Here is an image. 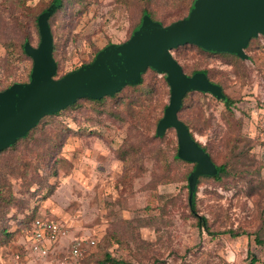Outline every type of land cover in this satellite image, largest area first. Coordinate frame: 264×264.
<instances>
[{
	"label": "rangeland",
	"instance_id": "1",
	"mask_svg": "<svg viewBox=\"0 0 264 264\" xmlns=\"http://www.w3.org/2000/svg\"><path fill=\"white\" fill-rule=\"evenodd\" d=\"M49 1L0 0V90L27 80L33 62L20 46L27 37L38 45L34 16ZM188 1L69 0L52 19L59 75L127 40L143 6L170 23L173 10H186ZM245 51L249 58L233 59L190 45L173 49L185 72L208 69L236 100L231 111L212 94L196 92L181 113L196 140L229 166L221 180L204 178L197 193L198 212L215 235L198 226L188 206L186 174L193 165L173 158L176 130L154 136L170 86L164 74L148 70L142 85L102 104L81 100L44 118L0 155L7 197L0 228L14 232H0V264H58L44 263L30 249L26 229L37 217L69 228L68 237L51 246L56 259L68 255L73 238L96 239L86 260L67 264H101L108 252L128 264H250L253 257L264 264V242H257L264 240V37Z\"/></svg>",
	"mask_w": 264,
	"mask_h": 264
},
{
	"label": "water",
	"instance_id": "2",
	"mask_svg": "<svg viewBox=\"0 0 264 264\" xmlns=\"http://www.w3.org/2000/svg\"><path fill=\"white\" fill-rule=\"evenodd\" d=\"M58 4L56 0L39 16V44L25 46L33 59L29 81L0 91V151L26 135L46 115L81 98L114 95L127 85L139 83L151 68L165 73L170 86V100L157 124V134L163 135L167 129L174 128L179 157L196 164L189 176L191 202L199 176L215 174L217 168L193 138L179 111L190 91L216 97H223L224 91L220 84L209 79L205 70L187 74L173 55V49L195 44L209 52L249 58L245 49L251 39L264 35V0H194L185 17L168 25L145 15L130 38L106 45L91 62L54 78L57 62L49 18Z\"/></svg>",
	"mask_w": 264,
	"mask_h": 264
},
{
	"label": "trees",
	"instance_id": "3",
	"mask_svg": "<svg viewBox=\"0 0 264 264\" xmlns=\"http://www.w3.org/2000/svg\"><path fill=\"white\" fill-rule=\"evenodd\" d=\"M55 1H56V0H50V1H49V2H48L43 8H41V10H40V11L34 16V25H35V27H36V29H37V31H38L39 42H40V38H41V36H40V31H39V24H38L39 16H40V15H41L46 9H48V8H49V7L55 2ZM68 1H69V0H59V4H58V6L56 7V9L54 10V12L51 14V16H50V18H49V23H50L51 30H52L53 37H54V50H53V55H54V58H55V60H56V62H57V73H56V75L54 76V78H61V77H63L65 74L68 73V72H67V73H65V74H63V75H59L60 62H59V61L57 60V58H56L57 44H56V41H55V34H54L53 23H52V19L57 15V13H59L60 11H62V10H64V9L66 8ZM193 2H194V0H189V1H188V4H187V6H186V10H185L184 7H178V8H176L175 10H173L172 14L176 16V19L173 20V21H171L170 23H172V22H174V21H176V20H179V19L185 17V16L189 13V11H190V9H191V7H192V5H193ZM184 10H185V12H184ZM145 15H148V16L151 17L153 20L158 21V22L162 23L163 25H168V24H170V23H165V21L163 20L162 17H161V18L158 17V16L156 15V13H155L153 10H151L147 5H145V6H143L142 9H141V15H140L139 21H138L137 24L134 26L132 33H133V32L136 30V28L141 24L142 19H143V17H144ZM132 33H131V35H132ZM131 35H130V36H131ZM259 36L264 37V35H259ZM257 37H258V36H257ZM129 38H130V37H129ZM255 38H256V37L252 38L251 40H253V39H255ZM27 43H29V44L32 45V46H37V45H35V44L31 41L30 38L27 37V38H25V39L23 40V42L21 43V46H20V54L23 55V56H25V57H27V58H29V59H31L32 62H33L32 57H31L30 55L27 54L26 49H25V46H26ZM38 44H39V43H38ZM109 44H110V43H109ZM188 45H190V46H194V47H196L197 49L201 50L202 52L207 53V54H210V55H224V56L231 57V58H233V59H234V58H235V59H236V58H237V59H247V58H242V57H240V56H238V55H236V54H231V53H226V52H225V53H214V52H209V51H206V50L203 49L202 47H200V46H198V45H195V44H185V45H181V46L176 47L174 50L180 49V48H182V47H184V46H188ZM100 50H101V49H99V50L95 53V55H96ZM95 55L92 57V59H91L90 61L85 62V63H83L82 65L91 62V61L94 59ZM177 60H178V59H177ZM148 70H152V71L158 73L157 71H155V70H153V69H151V68H149ZM148 70H147V71H148ZM198 70H199V69H196V70H194L192 73H187V72H186V73L189 74V75H192L194 72H196V71H198ZM200 70H205V71L207 72L208 77H209L210 80H212L213 82H215V83L221 85V83L216 82L215 80L212 79V77H211V75H210L208 69H200ZM147 71L142 75V80H141L139 83L134 84V85H127V86H125L120 92H117V93H115L114 95H107V96H104L103 98H100V99H92V98H88V97L78 99L74 104L68 106L67 108H64V109H62V110H59L58 112H56V113H54V114L46 115V116L43 117L41 120H43L44 118L49 117V116H54V115L60 114L61 112L65 111V110H67V109H70V108L76 107V106L79 104V102H80L81 100H88V101L93 102V103L102 104V103H104V101H105L107 98H114V97H116L117 95H119V93H121V92H122L125 88H127V87L140 86V85H142V84L145 82V81H144V76H145V74L147 73ZM69 72H70V71H69ZM30 74H31V70H30L29 73H28V78H27V80H25V81H15V82H13L12 84H10V85L6 86L5 88L1 89L0 91H3V90H5V89H7L8 87L12 86V85L15 84V83L28 82L29 79H30ZM162 74H164V78H165L166 84H169L168 81H167V75H166L165 73H162ZM221 86H222V85H221ZM222 88H223V86H222ZM223 91H224V88H223ZM196 92H201V91H190V92H188V93L185 95V97H184V99H183L182 107H181V109H180V111H179V117H180L181 119H182V117H181V113H182V111H183V109H184V107H185V102L187 101V99H188L192 94H194V93H196ZM201 93H206V92H201ZM216 98H217L218 100H221L222 102H224V104L228 107V109L232 111V107H233V106L235 105V103H236V100H235L234 98H232L231 96L227 95L225 91H224V96H223V97H216ZM162 117H163V116H162ZM162 117H161V118H162ZM161 118H160V119H161ZM160 119H159V120H160ZM182 120L187 124V126H188L189 129H190V128H191V127H190V122H189V121H186L185 119H182ZM40 122H41V121H40ZM40 122H39V123H40ZM158 122H159V121H158ZM39 123H38L34 128H32L30 131H28V133H27L26 135H24L23 137H20L15 143H13V144L10 145L9 147H7V148L3 149L2 151H0V155L3 154L4 152H6L7 150L14 148V147H15V146H16L21 140L28 138V137L30 136V134L33 132V130L37 128V126L39 125ZM169 129H170V128H169ZM173 129H174V128H173ZM167 131H168V129L166 130V132H165L163 135H158V134H157V131H156V132L154 133V136L157 137V138L162 139V138H164V137L166 136ZM190 131H191V129H190ZM191 134H192L193 138H195L194 133H193L192 131H191ZM195 139H196V138H195ZM197 141H198V140H197ZM198 143H199V144H200V145L206 150V152L211 156V159H212V161L214 162V164H215V166H216V168H217V172H216L215 174H202V175L199 176L198 181H197V185H196V189H195V192H194V194H193V198H192V201H191V202H190L189 195H188V206H189L191 212L193 213V215L195 216V218H196V220H197V224H198V226H199L201 229L203 228V229L207 230L210 234L215 235L216 232H214V231L211 230V227H210V225H209V220H208V218H207L205 215H202V214H200V213L198 212V207H197V193H198V190H199V186H200V184H201V182H202V180H203L204 178H211V179H213V180H217V181H218V180H221V179L223 178V176L226 175V174L229 172V166H228L227 163H218V162L215 160L214 156L212 155L211 151L209 150L208 146L203 145V144H202L201 142H199V141H198ZM177 147H178V145H177ZM173 158H174L175 160H179V161H182V162H185V163H190V164L193 165L192 168H191V170L186 174V178H187V180H188L187 188L189 189V176H190L191 172L193 171V169H194V167H195L196 164H195V163H192V162H189V161H187V160H184V159H182V158H180L179 155H178V150H176V152L174 153ZM10 196H11V198H12V197H13V194H10ZM11 198L8 200L9 202H10ZM6 199H7V197H6V195L4 194V192H3V186H2V184L0 183V207L3 205V202H5ZM34 219H35V218H34ZM20 223H22V222H20ZM0 232H1V233H4L6 236H12L13 233H14L13 231L7 230V228H0ZM230 232H231L233 235H239V233H235V232L232 231V230H231ZM257 242H258V243H263L264 240H261L260 238H258V239H257ZM88 256H89V254L86 253V254H85L83 257H81L80 259L86 260V259L88 258ZM256 261H257V259H256L255 257H253L252 260H251V262H250V264H255ZM99 262H100L101 264H128V263H126L124 260H121V259H118V258H116V257H113L111 252H108V253L106 254L105 258L99 260Z\"/></svg>",
	"mask_w": 264,
	"mask_h": 264
},
{
	"label": "built area",
	"instance_id": "4",
	"mask_svg": "<svg viewBox=\"0 0 264 264\" xmlns=\"http://www.w3.org/2000/svg\"><path fill=\"white\" fill-rule=\"evenodd\" d=\"M27 237L34 241V245L30 248L36 250L38 258H42L43 262H51L57 260L58 264H67L68 259H78L83 257L90 248L96 245L95 238L75 237L71 240L68 255L64 258L56 259L52 257L54 251L51 246L69 235V228L59 221L50 217H37L33 219L30 226L26 229ZM29 251H26L28 254ZM20 253L17 258H20Z\"/></svg>",
	"mask_w": 264,
	"mask_h": 264
},
{
	"label": "flooded vegetation",
	"instance_id": "5",
	"mask_svg": "<svg viewBox=\"0 0 264 264\" xmlns=\"http://www.w3.org/2000/svg\"><path fill=\"white\" fill-rule=\"evenodd\" d=\"M223 89V88H222ZM214 96V95H213ZM216 97V96H215Z\"/></svg>",
	"mask_w": 264,
	"mask_h": 264
}]
</instances>
